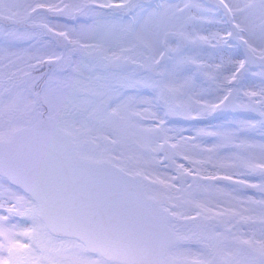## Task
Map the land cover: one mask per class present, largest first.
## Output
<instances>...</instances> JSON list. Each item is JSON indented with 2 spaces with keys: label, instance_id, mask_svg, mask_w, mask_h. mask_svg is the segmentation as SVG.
<instances>
[{
  "label": "snow or ice",
  "instance_id": "6c2138e0",
  "mask_svg": "<svg viewBox=\"0 0 264 264\" xmlns=\"http://www.w3.org/2000/svg\"><path fill=\"white\" fill-rule=\"evenodd\" d=\"M0 264H264V0H0Z\"/></svg>",
  "mask_w": 264,
  "mask_h": 264
},
{
  "label": "rangeland",
  "instance_id": "374dc122",
  "mask_svg": "<svg viewBox=\"0 0 264 264\" xmlns=\"http://www.w3.org/2000/svg\"><path fill=\"white\" fill-rule=\"evenodd\" d=\"M205 0H199L200 3L204 4L205 6H208L205 2ZM211 7V6H209ZM211 13H209V19L211 18ZM220 26L218 24H215V23H208V22H202V29L203 31L201 32V34H210L212 32H215L218 30ZM215 49H211V48H207L205 49V51L202 53V59L204 60H212V59H215V56H214V53H215ZM219 114V113H218ZM217 114V115H218ZM209 121H211V123H209ZM189 123H201L202 126H205V127H212L214 125H220V124H223L225 123V120H214L213 119V116L212 117H209L207 118L206 120L202 121V122H187V121H182L181 122V125L180 126H183V125H186V124H189ZM254 198H258V197H255Z\"/></svg>",
  "mask_w": 264,
  "mask_h": 264
},
{
  "label": "flooded vegetation",
  "instance_id": "af4514ba",
  "mask_svg": "<svg viewBox=\"0 0 264 264\" xmlns=\"http://www.w3.org/2000/svg\"><path fill=\"white\" fill-rule=\"evenodd\" d=\"M208 6H211V7H213L214 8V6H215V0H205L204 1ZM259 76H252V77H250V80H254V81H256L257 83H259ZM239 115H248V113H223V114H218V115H215V116H213V119L214 120H218V121H220V120H225V118H227V119H231L233 116H239ZM248 191L250 192V193H254L255 192V190L254 189H248ZM259 196V194L258 193H256L255 194V197H258Z\"/></svg>",
  "mask_w": 264,
  "mask_h": 264
}]
</instances>
